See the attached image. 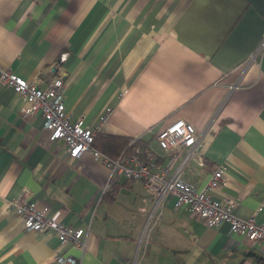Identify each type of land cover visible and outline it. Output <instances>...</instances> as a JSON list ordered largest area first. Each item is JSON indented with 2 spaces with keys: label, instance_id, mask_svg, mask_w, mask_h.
Here are the masks:
<instances>
[{
  "label": "crops",
  "instance_id": "0c3cea01",
  "mask_svg": "<svg viewBox=\"0 0 264 264\" xmlns=\"http://www.w3.org/2000/svg\"><path fill=\"white\" fill-rule=\"evenodd\" d=\"M263 39L264 0H0V69L42 88L61 77L72 122L145 141L157 172L180 170L202 189L224 167L228 185L212 197L262 224ZM26 105L0 84V264H61L58 250L78 264H132L154 194L144 180L113 178L92 153L69 155ZM179 120L197 143L168 153L158 135ZM22 195L84 228L87 251L25 229L8 207ZM175 201L158 208L140 264H264V243L226 222L208 227Z\"/></svg>",
  "mask_w": 264,
  "mask_h": 264
},
{
  "label": "built area",
  "instance_id": "2783aa9c",
  "mask_svg": "<svg viewBox=\"0 0 264 264\" xmlns=\"http://www.w3.org/2000/svg\"><path fill=\"white\" fill-rule=\"evenodd\" d=\"M260 50H264V39ZM0 84L14 88L25 99L27 103L23 109L25 116L42 114L45 127L52 132V141L63 140L69 155L78 159L85 153H92L96 159L102 160L111 169L113 178L124 176L130 180H144L146 187L155 196L156 205L147 214L132 264H140L150 231L158 219V208L169 195L175 196L177 209L189 207L191 213L206 226L219 227L226 222L230 225L232 235L241 236L253 245L264 243V224L259 223L255 215L248 219L240 218L234 213L237 205L235 200L228 198L216 200L212 197V191L221 190L228 185L224 167H218L207 185L199 189L186 181L180 170L171 176L165 171H155L151 153H148V157L144 159L140 157L138 149L131 156L113 159L93 147L97 134L95 129L85 126L83 119L72 122L64 104L65 83L61 77H54L49 81L47 88H42L37 83L26 81L9 70L0 69ZM236 87L237 84L231 85V88ZM158 141L166 152L178 153L197 143L196 131L190 123L179 120L162 131L158 135ZM8 207L23 219L25 229L28 231L55 234L59 238L61 247L72 244L83 253L87 251V232L84 228L66 225L49 216L48 207L40 208L27 195L9 200ZM54 259L61 264L79 263L77 258L64 256L61 250L56 252Z\"/></svg>",
  "mask_w": 264,
  "mask_h": 264
},
{
  "label": "trees",
  "instance_id": "16d2710c",
  "mask_svg": "<svg viewBox=\"0 0 264 264\" xmlns=\"http://www.w3.org/2000/svg\"><path fill=\"white\" fill-rule=\"evenodd\" d=\"M93 147L113 159L131 156L137 148L140 149L139 155L141 158L146 159L148 157L146 142L141 139L115 137L97 133L93 141Z\"/></svg>",
  "mask_w": 264,
  "mask_h": 264
}]
</instances>
